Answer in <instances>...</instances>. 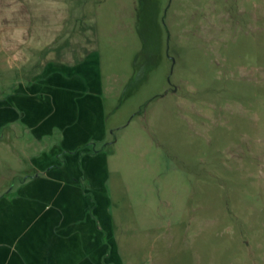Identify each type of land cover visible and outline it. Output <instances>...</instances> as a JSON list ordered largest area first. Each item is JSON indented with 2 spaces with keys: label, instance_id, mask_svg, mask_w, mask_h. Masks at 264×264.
Returning a JSON list of instances; mask_svg holds the SVG:
<instances>
[{
  "label": "rangeland",
  "instance_id": "1",
  "mask_svg": "<svg viewBox=\"0 0 264 264\" xmlns=\"http://www.w3.org/2000/svg\"><path fill=\"white\" fill-rule=\"evenodd\" d=\"M66 4L100 100L0 46V264H264V0Z\"/></svg>",
  "mask_w": 264,
  "mask_h": 264
},
{
  "label": "crops",
  "instance_id": "2",
  "mask_svg": "<svg viewBox=\"0 0 264 264\" xmlns=\"http://www.w3.org/2000/svg\"><path fill=\"white\" fill-rule=\"evenodd\" d=\"M33 2L35 11H30L29 5ZM59 3H66V0H0V46L4 60L10 67H24L28 63L40 66L28 81L31 86L20 88L21 99L29 101L28 113L36 120L42 115L39 105L45 91H52L55 97L66 95L73 103L69 110L72 114H75L76 105H80L79 113L90 114L100 100L95 87L87 92L84 86L85 81L90 80L85 76L89 57L85 47L80 42L75 43L79 46L75 47L73 41L67 39L59 48V37L65 32L67 36L74 32L71 7L66 4L65 11L50 7ZM19 111L26 115L24 108Z\"/></svg>",
  "mask_w": 264,
  "mask_h": 264
}]
</instances>
